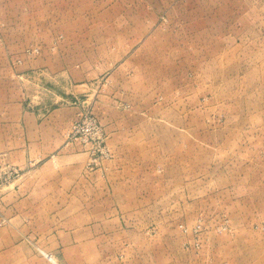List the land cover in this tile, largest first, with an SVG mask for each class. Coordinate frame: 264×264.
I'll return each mask as SVG.
<instances>
[{"label": "rangeland", "instance_id": "374dc122", "mask_svg": "<svg viewBox=\"0 0 264 264\" xmlns=\"http://www.w3.org/2000/svg\"><path fill=\"white\" fill-rule=\"evenodd\" d=\"M61 48L81 80L48 67ZM12 103L76 105L65 136L101 130L113 153L84 171L126 166L120 194L136 196L104 201L130 224L116 250L142 258L103 264H264V0H0V111ZM4 158L19 174L0 199L22 175Z\"/></svg>", "mask_w": 264, "mask_h": 264}, {"label": "crops", "instance_id": "0c3cea01", "mask_svg": "<svg viewBox=\"0 0 264 264\" xmlns=\"http://www.w3.org/2000/svg\"><path fill=\"white\" fill-rule=\"evenodd\" d=\"M58 55L61 66L48 67L81 80L83 66L69 61L65 48ZM12 105L18 109L0 111V151L22 175L0 199V211L11 221L0 226V264H50L26 237L51 250L60 264H103L123 251L125 258H142L116 250L129 242L130 224L117 203L104 201L136 196L125 194L131 187L120 194V186L130 182L115 176L126 167L121 158L109 163L106 178L89 175L84 171L88 154L65 136L78 107L60 106L43 115Z\"/></svg>", "mask_w": 264, "mask_h": 264}, {"label": "built area", "instance_id": "2783aa9c", "mask_svg": "<svg viewBox=\"0 0 264 264\" xmlns=\"http://www.w3.org/2000/svg\"><path fill=\"white\" fill-rule=\"evenodd\" d=\"M68 138L78 140L80 145L83 146L84 151L88 154V159L85 168L88 171H96L101 175L105 174V162L112 158V150L110 149L104 133L101 130L94 132H82L76 128L68 132ZM1 161V160H0ZM0 190L9 182L11 178L19 174V168L15 166H4L0 168ZM5 220L0 223L3 224ZM40 253L46 258L50 264H60L53 253L47 252L39 248Z\"/></svg>", "mask_w": 264, "mask_h": 264}]
</instances>
